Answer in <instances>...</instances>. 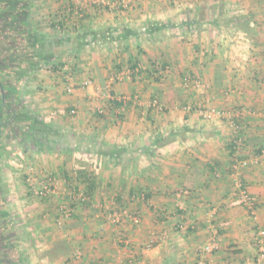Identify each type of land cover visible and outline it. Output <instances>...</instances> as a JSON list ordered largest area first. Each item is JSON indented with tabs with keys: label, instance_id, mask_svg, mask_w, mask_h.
I'll return each mask as SVG.
<instances>
[{
	"label": "crops",
	"instance_id": "1",
	"mask_svg": "<svg viewBox=\"0 0 264 264\" xmlns=\"http://www.w3.org/2000/svg\"><path fill=\"white\" fill-rule=\"evenodd\" d=\"M79 2L82 15L74 18L70 0H0V13H9L11 23L3 30L1 20L0 36L7 35L8 51L18 47L11 52L17 55L12 74L24 115L33 124L39 119L60 127L65 109H77L74 145H88V151H0L6 188L22 189L18 157L37 158L45 176L58 181L57 193L38 205L29 186L20 194L30 200L27 216H34L31 264H250L257 230L264 228V0H129L125 7ZM221 14H252L261 32L230 31L213 22ZM1 52L0 69L8 60ZM133 67L139 76L131 74ZM66 70L78 87L63 96L57 76L67 86ZM185 74L202 87H186ZM86 79L93 84L82 89ZM108 86L113 98L105 94ZM205 100L231 113L234 125L227 117L205 121L183 110ZM179 131L184 137L154 145L157 137ZM237 132L245 145L233 152ZM235 157L258 160L239 173L257 200L255 217L234 195ZM70 185L90 200L59 224L56 208ZM215 238L218 251L202 254Z\"/></svg>",
	"mask_w": 264,
	"mask_h": 264
},
{
	"label": "rangeland",
	"instance_id": "2",
	"mask_svg": "<svg viewBox=\"0 0 264 264\" xmlns=\"http://www.w3.org/2000/svg\"><path fill=\"white\" fill-rule=\"evenodd\" d=\"M126 3H129V0H125V4ZM245 43H243V46H249V43ZM57 79L59 81L58 86L63 88V96H67L66 85L62 81L63 76H57ZM66 109L64 111V124H61L60 127L56 126V124L51 125L52 123L47 122L50 123V127L43 126L42 129L39 128L40 126L37 127L36 124L34 125L32 123L33 120L28 117L26 122L14 125L16 130L13 131V133L1 134L0 130V151H77L78 149L88 151V145L86 146V144H84L85 141L83 139V141H80L79 146L74 145L75 142L73 141L74 136L71 130L73 124L71 123V119L75 116H80V114L77 113L78 110L74 108ZM73 110H76V114L72 113ZM95 111L97 115H101L97 113V109H95ZM55 115H57V113L53 112L54 118ZM95 117L97 116L95 115ZM20 118L22 120L26 119V117L22 116ZM1 121L0 117V122ZM37 121H39V119ZM38 123H40V121ZM16 153L18 154V152ZM18 158H13V160L14 163L22 165L19 167L20 176L23 181L21 184V191L17 188H14L15 190L13 188H6L5 184H3L5 176L3 174V176H0V181H2L0 182V194L2 195V197H0V253L6 256L2 258L3 256L0 255V264H2L3 261L9 264H31L29 255H27V249L28 247L35 246L30 230H28L33 220L32 217L34 216L31 215V218L27 216L24 209L27 205L30 206V200L33 202L32 204L36 203L38 205L42 199L33 196L26 202V197H22L20 194H26L25 190L27 191L26 185L28 186L27 178L29 175L33 173L32 175L41 177L47 172L44 170L45 165L35 157L29 162H25ZM2 178L3 180H1ZM36 204L34 207H36Z\"/></svg>",
	"mask_w": 264,
	"mask_h": 264
},
{
	"label": "built area",
	"instance_id": "3",
	"mask_svg": "<svg viewBox=\"0 0 264 264\" xmlns=\"http://www.w3.org/2000/svg\"><path fill=\"white\" fill-rule=\"evenodd\" d=\"M73 5H75L74 9L72 10L74 18L79 17L82 15L80 6L81 3L79 0H70ZM95 4H100L105 7H125V0H117L115 2H111L109 0H93ZM250 50V49H249ZM139 76V70H133L131 74H135ZM65 81L67 83L66 91L68 94H74L77 90L78 85L74 82V76L70 73L69 70H66L65 75ZM92 81L90 79H86L83 81L80 85L82 89L88 88L92 86ZM183 84L186 87L194 86L196 88H201L202 83L199 79L194 77L192 74H185L183 77ZM232 90L227 89L225 91L226 97H229ZM105 94L109 98L112 97L111 93V87L108 86L107 91ZM132 101V99L128 98H122L121 101ZM136 101V99H134ZM209 100H205L202 102H198L196 104L188 103L183 106V110L186 113H192L195 112L200 118H202L205 121H211L216 118H229L231 119L233 115L231 113H228L227 111H221L217 110L215 108H211L209 105ZM152 105L156 106L159 110H163V106L161 105L160 101L158 99H154L152 101ZM73 114H76V110L72 111ZM100 113H103L100 111ZM234 125V123L232 122ZM232 150L233 151H240L242 147L245 145L244 143V137L240 132H237V135L232 140ZM258 163L257 159H240L236 158L233 160L232 163V170L233 175L235 179V191L234 195L235 197L240 201L242 206L248 211L251 217H255L257 214V200L252 194L249 192V190L244 186L243 182L240 180V171L242 169L248 168L252 165H255ZM33 174V173H32ZM29 175L27 178L28 186H29V192L34 197H38L40 199H47L51 197L52 195L57 193V179L54 176L51 175H44V176H34ZM64 196L61 198L62 200L58 204L56 211L59 215V224H63L65 221H68L74 217L75 209L77 206L84 205L89 202L90 197L87 193L84 191H80L76 188V186L70 185L67 186L66 189H64ZM182 195H188L189 192L183 191L181 192ZM124 214L127 212L123 211ZM112 218L116 222L121 221V215L118 212H115L112 215ZM220 241L218 238L213 239L209 243H207L203 249L201 250L202 254H209L213 255L215 252L219 249ZM256 245H257V254L250 264H264V228H259L256 233ZM150 246H148L149 248ZM76 257L80 258L81 253L77 252ZM96 264H105V263H96ZM199 264H207L205 261L201 260Z\"/></svg>",
	"mask_w": 264,
	"mask_h": 264
},
{
	"label": "flooded vegetation",
	"instance_id": "4",
	"mask_svg": "<svg viewBox=\"0 0 264 264\" xmlns=\"http://www.w3.org/2000/svg\"><path fill=\"white\" fill-rule=\"evenodd\" d=\"M2 13L4 12L0 13V24L2 20L3 21L2 29L6 30L5 27L10 26L9 24H11V23H8L9 19L7 20L8 16H6V15H9V13L5 12L4 15H2ZM17 14L19 15L18 23L24 22L25 21L24 12L20 10ZM1 16H3V18H1ZM1 36H3L2 37L3 40H1L0 42V51L2 50L1 54L5 56L4 58L8 59V60H5L4 66L0 69V72H2V74H0V117L2 120L0 122V130H1V134H5V133H11V132L13 133V131L16 130V127L14 125L18 123L22 124L26 122L28 117H27V114L24 115V110L22 111V105L19 104V103H22V101L19 98L18 91L14 90L16 88V77L12 74V69H13L12 67L14 65L13 62L16 60L15 58L16 56L14 57V60L12 59L11 56L16 55V54L14 52L13 53L11 52L14 49H18V47L17 48L14 47V43H13L11 45L14 48L12 49V51H8V43H7L8 37L7 35L6 37L5 35H1ZM22 39H23V36H22V33H20V37L17 38V41H19V43L22 44V42H20ZM8 53H9V56L7 55ZM5 76H7V78H5ZM20 106H21V110H20ZM21 116L26 117V119L22 120L20 118ZM37 120L38 119H34V122H37Z\"/></svg>",
	"mask_w": 264,
	"mask_h": 264
},
{
	"label": "trees",
	"instance_id": "5",
	"mask_svg": "<svg viewBox=\"0 0 264 264\" xmlns=\"http://www.w3.org/2000/svg\"><path fill=\"white\" fill-rule=\"evenodd\" d=\"M222 14L218 19H215L213 22L217 21L218 24L228 28L230 31L235 29L238 31H243L246 33L254 34V35L259 34L261 32L260 31L261 29L259 28L258 23L255 21L254 15H252V14L240 15V16H227V17H226V15H222ZM15 56H17V55H15ZM133 70H136V67H133ZM5 78H7V76H5ZM38 122L39 121L35 122L37 127L40 126L39 128L43 129V126H45V125L42 123H38ZM179 137H184L183 132L179 131V132L171 133L167 136H159L156 138L154 145L158 146V147L159 146H166V145L176 141L177 138H179ZM233 152H235V151H233ZM0 197H2V195H0ZM0 255H2V254L0 253ZM2 256H3L2 258L6 257L5 255H2ZM2 264H9V263H6L5 261H3Z\"/></svg>",
	"mask_w": 264,
	"mask_h": 264
}]
</instances>
